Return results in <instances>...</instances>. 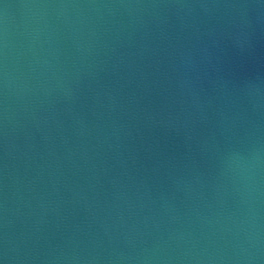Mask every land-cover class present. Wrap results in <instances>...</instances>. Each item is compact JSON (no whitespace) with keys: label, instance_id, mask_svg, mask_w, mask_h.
I'll return each mask as SVG.
<instances>
[{"label":"water","instance_id":"1","mask_svg":"<svg viewBox=\"0 0 264 264\" xmlns=\"http://www.w3.org/2000/svg\"><path fill=\"white\" fill-rule=\"evenodd\" d=\"M0 264H264V0H0Z\"/></svg>","mask_w":264,"mask_h":264}]
</instances>
